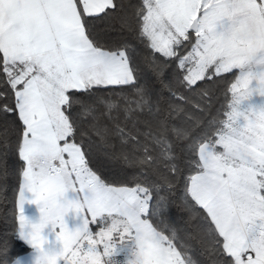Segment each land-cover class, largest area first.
<instances>
[{"label":"snow or ice","instance_id":"obj_1","mask_svg":"<svg viewBox=\"0 0 264 264\" xmlns=\"http://www.w3.org/2000/svg\"><path fill=\"white\" fill-rule=\"evenodd\" d=\"M253 93L264 0H0V192L19 177L0 261L4 236L50 224L53 264H104L114 236L135 239L132 264H200L193 246L264 264V109L238 110ZM25 190L42 205L27 233Z\"/></svg>","mask_w":264,"mask_h":264},{"label":"trees","instance_id":"obj_2","mask_svg":"<svg viewBox=\"0 0 264 264\" xmlns=\"http://www.w3.org/2000/svg\"><path fill=\"white\" fill-rule=\"evenodd\" d=\"M233 80L231 74H228L227 81L221 82L215 89V109H221L223 105V111H228V105L231 99V94L228 93L225 96L226 90L229 86V83ZM222 119H225V116L222 115ZM17 164L19 162L17 161ZM18 183L19 177L17 174L12 175L7 184V190L0 192V235L6 234L13 231L16 228L18 215V209L16 208V198L18 196ZM172 217L175 219L178 217L177 211L174 209L172 212ZM183 235V233H181ZM8 240V247L6 251V257L8 264H11L15 258L18 256L28 253L30 247L27 246L18 235H13L11 237L4 236ZM193 258L200 262V264H207L204 256L201 254V249L199 246H193L192 248ZM0 264H3L0 261Z\"/></svg>","mask_w":264,"mask_h":264},{"label":"crops","instance_id":"obj_3","mask_svg":"<svg viewBox=\"0 0 264 264\" xmlns=\"http://www.w3.org/2000/svg\"><path fill=\"white\" fill-rule=\"evenodd\" d=\"M25 202L23 204L22 213L26 220L28 221V227L25 228V233L30 231V226L32 224H36L40 221L42 212H41V204L36 202H30L34 200V196L24 191ZM19 211V209H18ZM80 216L72 211H69L64 216V223L68 227L69 230H75L77 227L78 222L76 221L79 219ZM58 229H53V227L49 224L47 225L43 231L42 235L46 237L48 243L46 247L59 250L62 247V242L57 238ZM20 237V236H19ZM21 238V237H20ZM21 240L30 247V251L28 253L22 254L14 259L11 264H33L34 257H35V250L34 248L27 242L26 239L21 238Z\"/></svg>","mask_w":264,"mask_h":264},{"label":"rangeland","instance_id":"obj_4","mask_svg":"<svg viewBox=\"0 0 264 264\" xmlns=\"http://www.w3.org/2000/svg\"><path fill=\"white\" fill-rule=\"evenodd\" d=\"M252 86L255 87V81L253 82ZM261 109H264V96H261L258 93H253V95L248 100L243 101L238 106V110L244 112L245 114H247L249 111H259ZM228 111H230L229 107H228ZM239 123L240 124L244 123L243 117L240 118ZM67 197L69 199L75 198V194L69 192L67 193ZM76 221L78 222L77 224L78 226L75 227V229L81 226L82 218L80 217ZM90 230L93 233H95L96 231L99 230V228L96 225H91ZM114 240H115V251L111 256L104 258V264H132V262L136 258L135 252L137 250L135 239L131 238V239H126L124 241H120L118 237L114 236Z\"/></svg>","mask_w":264,"mask_h":264},{"label":"clouds","instance_id":"obj_5","mask_svg":"<svg viewBox=\"0 0 264 264\" xmlns=\"http://www.w3.org/2000/svg\"><path fill=\"white\" fill-rule=\"evenodd\" d=\"M40 223H41V219L38 223L32 224V225L38 226L40 225ZM44 228H41L39 230L36 242L34 244H30L35 250V257H34L33 264H53V261L58 260V257H60L61 252L63 250V244L59 250L46 247L48 241L46 237L42 235V231Z\"/></svg>","mask_w":264,"mask_h":264}]
</instances>
